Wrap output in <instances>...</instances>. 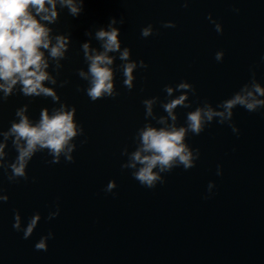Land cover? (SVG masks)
Masks as SVG:
<instances>
[{
  "label": "water",
  "instance_id": "1",
  "mask_svg": "<svg viewBox=\"0 0 264 264\" xmlns=\"http://www.w3.org/2000/svg\"><path fill=\"white\" fill-rule=\"evenodd\" d=\"M56 10L54 23L36 19L51 29V37H69L59 75L53 71L54 61L49 60L47 69L58 84H68L45 86L75 106L84 135L74 141L71 163L61 158L51 164L45 151L30 161L27 180L10 183L9 173L0 170V189L9 197L0 203V264H264V109L248 112L237 106L233 123L239 134L215 120L201 134L189 133L186 142L200 151L195 167L174 168L155 188L140 185L130 170L121 169L126 160L122 149L133 150L136 131L146 122L142 101L167 99L165 85L187 81L196 90L189 96L192 107L176 110L181 125L186 112L204 100L215 107L230 98L252 71L264 86V0H192L187 8L182 0H85L76 18L59 3ZM209 14L223 26L222 34L207 19ZM111 17L124 18L117 25L122 47L148 68L136 70L132 91L123 86L117 69L119 95L93 102L77 91L87 87L77 75L78 69L87 70L81 45L102 50L94 32ZM166 21L176 27L163 28ZM149 24L154 35L143 38L141 29ZM87 31L93 35L86 36ZM218 51L224 52L219 62ZM120 63L117 59L114 66ZM24 104L33 121L42 108L58 107L51 98L25 97L17 91L0 104V130L10 127ZM154 110L166 115L159 104ZM6 151L8 160H14L11 140ZM218 166L222 175L216 174ZM112 180L117 187L105 192ZM209 182L215 184L210 195ZM57 205L59 216L48 220ZM16 211L25 226L35 213L41 215L29 239L12 227ZM49 232L54 238L47 251H37L35 243Z\"/></svg>",
  "mask_w": 264,
  "mask_h": 264
},
{
  "label": "clouds",
  "instance_id": "2",
  "mask_svg": "<svg viewBox=\"0 0 264 264\" xmlns=\"http://www.w3.org/2000/svg\"><path fill=\"white\" fill-rule=\"evenodd\" d=\"M192 0H182L185 8ZM57 3L61 8H66L69 14L76 18L84 11L85 0H0V104L6 102L14 94L25 97L51 98L54 107L51 111L44 107L40 111L39 119L33 121L29 115V105L24 104L15 112L16 119L12 120L6 131L0 130V170L8 174L10 183L20 179L27 180V169L30 161L38 152H47L52 159L51 164H59L61 158L65 162L74 161L73 153L77 148L74 142L77 137L84 135V128L76 120V108L61 101L60 95L52 86L64 87L67 80L57 83V77L47 71L49 60L54 61L53 71L59 75L63 65L60 61L66 59L69 37L64 35L50 36L51 29L44 26L40 20L49 24L57 19ZM46 5H48L46 7ZM31 9H35L33 15ZM238 12V9H234ZM40 17V20L36 19ZM207 19L214 25L215 31L222 34L223 26L209 14ZM124 18L119 20L111 17L106 26H101L94 32V38L100 42V49L91 48L89 43H83L81 50L87 70H77L78 77L87 82L83 90L93 102L104 98H115L119 95L115 86L117 69L122 74V84L129 91L135 87V72L137 69H147L148 65L143 60H133L131 49L122 47L120 28ZM163 28H175L173 21H166ZM92 36L91 31L85 33ZM154 35L151 24L141 29V36L148 38ZM53 39L55 43H53ZM43 49L44 51H42ZM45 51L48 57H45ZM224 57L223 51L215 54L219 62ZM119 59L121 63L115 65ZM17 86L18 89H17ZM194 86L181 81L175 86L165 85L166 98L160 100L159 96L146 98L142 101L144 106L145 123L138 128L133 138L134 148L129 151L125 146L121 156L126 160L121 163L122 170H130L133 179L146 188H155L163 184V174L170 173L174 168L182 166L185 170L195 167L200 157L199 149H193L187 142L189 133L199 135L214 120L223 125L228 124L234 134H239V129L233 123L234 109L239 106L248 112H257L264 109V86L256 79L252 71L248 82L244 83L230 98L220 101L215 107L204 100L194 110L187 111L183 125L178 123L177 108L190 109L192 102L190 94H195ZM174 93H180L174 95ZM159 106L166 115H157L155 107ZM152 121L156 125L153 126ZM11 140L12 148L17 155L14 160H8V142ZM81 141V143H85ZM217 175H222V169L217 167ZM117 187L114 180L109 181L104 191L111 193ZM215 188L214 182L208 184V194ZM205 198H208L207 196ZM9 200L8 195L0 189V203ZM60 209L50 211L47 219L52 220L59 216ZM12 227L17 232H23V238L29 239L41 220L39 212L35 213L27 225H22L19 211L14 213ZM54 238L49 232L42 236L34 245L37 251H47L48 241Z\"/></svg>",
  "mask_w": 264,
  "mask_h": 264
}]
</instances>
